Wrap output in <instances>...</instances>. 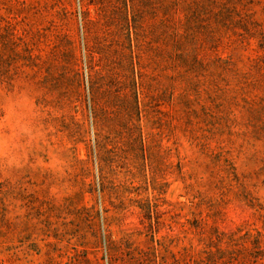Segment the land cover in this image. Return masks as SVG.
Here are the masks:
<instances>
[{"label": "rangeland", "instance_id": "1", "mask_svg": "<svg viewBox=\"0 0 264 264\" xmlns=\"http://www.w3.org/2000/svg\"><path fill=\"white\" fill-rule=\"evenodd\" d=\"M0 264H264V0H0Z\"/></svg>", "mask_w": 264, "mask_h": 264}]
</instances>
